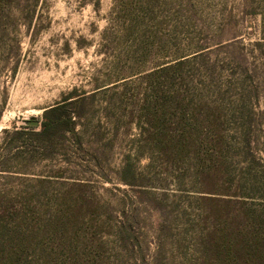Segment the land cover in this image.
<instances>
[{"label": "rangeland", "instance_id": "1", "mask_svg": "<svg viewBox=\"0 0 264 264\" xmlns=\"http://www.w3.org/2000/svg\"><path fill=\"white\" fill-rule=\"evenodd\" d=\"M263 44L264 0H0V137L58 104L75 123L38 170L58 176L60 264H142L159 235L186 253V214L240 176L244 122L264 147Z\"/></svg>", "mask_w": 264, "mask_h": 264}, {"label": "trees", "instance_id": "2", "mask_svg": "<svg viewBox=\"0 0 264 264\" xmlns=\"http://www.w3.org/2000/svg\"><path fill=\"white\" fill-rule=\"evenodd\" d=\"M65 104L46 110V121L39 132L26 127L2 131L0 264H60L57 257L62 246V221L61 196L56 190L58 176L43 175L38 170L52 154V132L62 124L70 130L75 125L71 114L61 113ZM63 116L66 120H61ZM253 120L244 122L238 131L239 144L244 146L239 161L240 176L219 196H202L205 207L199 214H186L193 217L192 228L187 239L184 238L188 243L186 253L178 257L167 251L166 235H159L157 255L153 260L142 256V264H164L163 261L170 260L179 264H264V147L260 149L258 145L257 122ZM220 124L218 119L211 127L208 125L202 145L211 144L213 150L223 148L226 136ZM178 138L181 137L170 139L176 142ZM223 165L230 169L231 162L221 156L218 166ZM129 230L117 227L115 232L120 241L129 242L130 236L124 238ZM106 234L104 231L100 238L88 240L91 244L99 242V247L104 248ZM139 242L146 245L144 240ZM178 246L174 249H179Z\"/></svg>", "mask_w": 264, "mask_h": 264}, {"label": "water", "instance_id": "3", "mask_svg": "<svg viewBox=\"0 0 264 264\" xmlns=\"http://www.w3.org/2000/svg\"><path fill=\"white\" fill-rule=\"evenodd\" d=\"M30 124L33 126H36V125H38V122L37 121H31Z\"/></svg>", "mask_w": 264, "mask_h": 264}]
</instances>
